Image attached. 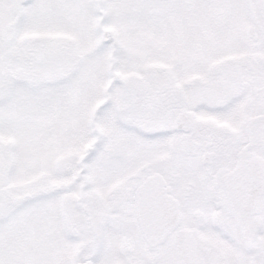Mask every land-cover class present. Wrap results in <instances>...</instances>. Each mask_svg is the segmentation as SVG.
Returning <instances> with one entry per match:
<instances>
[{
    "label": "snow or ice",
    "instance_id": "6c2138e0",
    "mask_svg": "<svg viewBox=\"0 0 264 264\" xmlns=\"http://www.w3.org/2000/svg\"><path fill=\"white\" fill-rule=\"evenodd\" d=\"M0 264H264V0H0Z\"/></svg>",
    "mask_w": 264,
    "mask_h": 264
}]
</instances>
